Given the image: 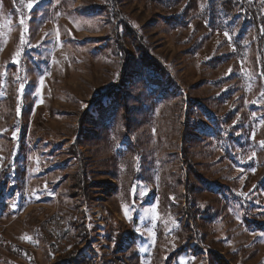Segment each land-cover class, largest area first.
<instances>
[{"label": "rangeland", "instance_id": "rangeland-1", "mask_svg": "<svg viewBox=\"0 0 264 264\" xmlns=\"http://www.w3.org/2000/svg\"><path fill=\"white\" fill-rule=\"evenodd\" d=\"M206 3L0 0V264H264L256 38Z\"/></svg>", "mask_w": 264, "mask_h": 264}, {"label": "trees", "instance_id": "trees-1", "mask_svg": "<svg viewBox=\"0 0 264 264\" xmlns=\"http://www.w3.org/2000/svg\"><path fill=\"white\" fill-rule=\"evenodd\" d=\"M108 7L109 8L107 9V11L109 15V21L113 25L112 28L113 41L116 50L117 51L120 50L118 53L120 54L119 56H122L121 52L124 53L126 50V47L123 46V43L121 41L122 34L126 31L131 37H135V35L132 34L135 32L131 31L130 28H128L124 23L122 27V23H120L121 21L119 22L118 18L115 16V9L113 8L114 6L109 5ZM202 14L206 26L212 31H215L217 28H220V30H222L223 15L231 16L237 21H239L241 24H243L244 26H249L252 29L254 33V37L256 38V53H257L256 57L260 65L261 77L264 82V13L262 6L258 4V1L257 0H207V3L205 5ZM240 38L238 37L237 41ZM225 57L226 55H223L222 57L216 59L219 62H223L225 61ZM126 59L127 58H125V60L122 63H120L121 65L120 74L121 73L124 74V72L126 73L127 66L129 65L128 63H126ZM148 59L150 60V63L151 62L153 63V60L150 57H148ZM156 66L157 65L155 64L153 67ZM123 81L124 79H122L119 82V84L121 83L122 86L124 85L122 83ZM112 96H114V94ZM109 98L110 97H108V99ZM80 182L81 184L84 183L81 178H80ZM81 184L79 183L78 186L83 191L84 194L85 193V188L83 187L84 184L83 185ZM189 204L192 207V203ZM117 237H118V233H117ZM68 258L69 259L64 260V262L60 260L62 262L61 264H65L66 262L67 264H92L89 260L86 259L79 260L78 259L79 257L71 258L68 256Z\"/></svg>", "mask_w": 264, "mask_h": 264}, {"label": "snow or ice", "instance_id": "snow-or-ice-1", "mask_svg": "<svg viewBox=\"0 0 264 264\" xmlns=\"http://www.w3.org/2000/svg\"><path fill=\"white\" fill-rule=\"evenodd\" d=\"M32 6H33V5H32L31 3L28 4V7H29V8H31ZM23 23H24V21L21 20V24H23ZM226 35H227V33H226ZM21 43H24L23 35H22V37H21ZM14 62H17V63H18V61H15V60H14ZM40 83H41V86H43V80H41ZM261 146H264V141H261ZM124 213H125L126 217H128L129 219H131V217L128 216V210H127V208L124 209Z\"/></svg>", "mask_w": 264, "mask_h": 264}]
</instances>
